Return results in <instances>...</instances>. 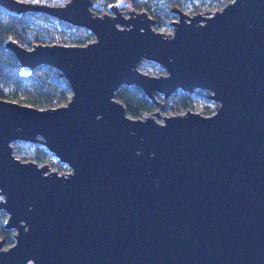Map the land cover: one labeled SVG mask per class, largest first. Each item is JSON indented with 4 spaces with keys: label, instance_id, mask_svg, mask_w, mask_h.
Masks as SVG:
<instances>
[{
    "label": "water",
    "instance_id": "water-1",
    "mask_svg": "<svg viewBox=\"0 0 264 264\" xmlns=\"http://www.w3.org/2000/svg\"><path fill=\"white\" fill-rule=\"evenodd\" d=\"M122 4L0 0L93 35L3 41L22 70L56 69L70 96L44 107L0 97V210L14 230L8 247L0 238V264H264V0L209 15L173 5L169 32ZM142 59L163 72L141 70ZM121 85L157 108L128 115ZM195 89L212 113H160L176 90ZM14 141L42 144L69 170L20 159Z\"/></svg>",
    "mask_w": 264,
    "mask_h": 264
},
{
    "label": "trees",
    "instance_id": "trees-1",
    "mask_svg": "<svg viewBox=\"0 0 264 264\" xmlns=\"http://www.w3.org/2000/svg\"><path fill=\"white\" fill-rule=\"evenodd\" d=\"M105 1L111 3L116 0ZM130 1L135 2L138 7H142L145 4L144 2H137L136 0ZM166 1L172 3L178 2L177 0ZM49 3L55 4V1H50ZM160 7L164 9L165 12H168L172 6L169 8L166 3L163 2ZM151 10L152 9L148 8L147 12L150 13ZM36 19L49 20L52 19V17L44 13L35 12H28L15 16L0 6V93L4 90L11 91L12 94L19 92L32 105L44 107L49 106L53 102L67 99L69 87L65 79L59 75L56 69L48 65H40L30 71L22 70L14 55L3 46V41L7 38L15 39L25 46H30L33 42H43L44 37L39 34H45L46 38H48L50 42H53L52 40H54L56 36L48 28H44ZM61 23L64 26L73 28L72 34H76L75 42H86L90 33L84 28L72 26L64 22ZM35 30L36 32H33ZM140 67L149 70L151 73L157 72L159 69L156 63L148 62L144 59L140 61ZM193 93L199 94L201 93V89H195ZM191 95V93L176 90L171 96L176 102L182 104V106H186ZM116 97L124 104L126 112L132 117H140L143 116V114L150 113L154 106L135 85H121L116 92ZM23 147L26 153L31 154L35 159L40 161L44 160L48 155L46 148L38 142L14 141V151H24ZM57 163L60 164V162ZM2 216L3 214L0 210V234L9 235V231L3 228Z\"/></svg>",
    "mask_w": 264,
    "mask_h": 264
},
{
    "label": "rangeland",
    "instance_id": "rangeland-1",
    "mask_svg": "<svg viewBox=\"0 0 264 264\" xmlns=\"http://www.w3.org/2000/svg\"><path fill=\"white\" fill-rule=\"evenodd\" d=\"M27 1H33V2H39V3H49L50 1H55V4H61L65 0H27ZM136 1L137 2H144L145 4L142 7H138L137 4L133 1H130V0L129 1H123V4L120 6V9L126 10L131 6V7L135 8L136 10L145 9L147 11V9L150 8L152 10L150 11L149 15H151L152 17H154L156 19V24H155L154 28L159 30V31L169 32L172 30V26H171L170 22L174 19H177V13L174 11H171L170 9L168 12H165L164 9H161L160 6L162 5L163 2H165L167 7H169V8L173 5L178 6L187 14H193L196 12H201L203 14L209 15L212 13L213 10L222 7L226 2H228L230 0H177L178 1L177 3H172V2L166 1V0H136ZM108 3L109 2H106L105 0H93V4H94L93 9L95 10L96 13L108 11V9H107ZM98 5H99V8L98 7L96 8V6H98ZM153 8H154V10H153ZM36 21L39 22L40 24H42V26L44 28H48L56 36V38L52 41L62 42V43H78V42H75L76 34L75 33L72 34L73 28H69L67 26H64L61 23L62 21H60L54 17H52V19H49V20H38V19H36ZM85 30L87 32H89L87 29H85ZM33 32H36V30ZM89 33H90V35L87 37L88 39H86V41L93 38L92 33L91 32H89ZM39 35H42V37H44L43 42H50L49 39L46 38L45 34H39ZM82 43H84V42H82ZM148 62H151V61H148ZM158 67H159V69L157 72L151 73V72H149V70L141 68L140 63H139V68L141 70L149 72L151 74H156V73L158 74V73L163 72L162 67L160 65H158ZM193 92H195V90ZM193 92H191L192 95L189 98L186 106H184V105L182 106V104H179L178 102H176L172 96H169L166 99V104H165L164 109L160 110V113L168 115V114H174V113H182L186 109H190L193 111L200 112L202 114H210L215 110V105H216L215 101L208 98L206 95L208 93V91L201 90V93H199V94H196ZM13 94L11 91L4 90L2 93H0V97L12 99V100H15V101H18L21 103L31 104L29 101H27L25 99V97L21 93L16 92L14 94L15 96ZM69 96H70V89L67 93V99L69 98ZM158 98H160V96H158ZM66 100H61L59 102H53L49 106H55L58 104H63L66 102ZM156 108H157V106L154 105L152 107L151 111L155 110ZM148 113H146V114H148ZM127 114L130 115L129 113H127ZM146 114H143V116ZM140 117H142V116H140ZM157 120L160 122L162 121L160 118H157ZM13 143L14 142H12V148H13ZM23 150L24 151L16 152L13 149V153L15 154V156H17L23 160L32 159V160H35L38 164L45 162L49 165V167L56 170L57 172H66L69 170V167L66 164L61 163V162H60V164H58L57 162H59V161L57 160V158L48 150H47L48 155L44 158V160H41V161L35 159L31 154L26 153L24 147H23ZM1 212L3 214L2 218H1L2 223H4L7 214L3 210H1ZM5 230L9 231V235L0 234V238H3V240H4L3 246H2L3 248L8 247L9 245H11L14 242V238H13V231L14 230L13 229H5Z\"/></svg>",
    "mask_w": 264,
    "mask_h": 264
},
{
    "label": "flooded vegetation",
    "instance_id": "flooded-vegetation-1",
    "mask_svg": "<svg viewBox=\"0 0 264 264\" xmlns=\"http://www.w3.org/2000/svg\"><path fill=\"white\" fill-rule=\"evenodd\" d=\"M97 8V7H96ZM99 8V7H98Z\"/></svg>",
    "mask_w": 264,
    "mask_h": 264
}]
</instances>
